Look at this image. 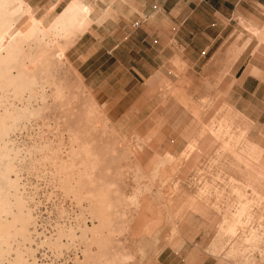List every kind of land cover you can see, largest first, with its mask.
Masks as SVG:
<instances>
[{
    "label": "rangeland",
    "instance_id": "rangeland-1",
    "mask_svg": "<svg viewBox=\"0 0 264 264\" xmlns=\"http://www.w3.org/2000/svg\"><path fill=\"white\" fill-rule=\"evenodd\" d=\"M69 1L8 0L6 10L16 20L17 32L24 30L35 18L43 20L44 26L50 28L54 17ZM133 1L127 0V4L105 22H92L88 30L73 35L64 51L49 58L44 68L46 72L41 65L26 66L28 73H34V69L41 71L35 72L39 83L35 86L38 91L33 90L45 94V101L41 102L39 95L31 100L30 107L35 115L11 128L5 136V144L18 153L13 163L15 172L7 175L13 184L17 182L12 193L20 192L16 196L20 195L22 204H27L25 209L32 221L27 227L26 242L20 237L13 239L11 251L3 254L0 264H19V261L23 264H73L76 248L70 249L75 245L70 235L73 232L78 235L75 229L83 215L79 216L81 211H77L71 198L65 196L47 164L52 162L60 168L67 160L74 135H79L81 141H88V132L103 149L100 157L103 161L100 160L102 164L97 168L99 186L112 189V199L116 201L114 252L131 257L129 262L122 259L120 264H157V257L165 247L181 245L177 226L198 210L208 221L202 243L211 246L220 237L222 251L213 252L217 254L213 257H221V264L231 261L238 264L242 257L249 262L247 264H264V124L256 129L230 106L231 101L228 104L224 92L219 91L222 86L229 88V85L218 83L228 74L230 67L227 66L244 51L248 61H255L260 53L264 54V19L254 18L253 9L244 15L246 18L235 14L228 21L217 16L211 23L210 17L194 20L189 13L183 16L181 28V23L174 20L178 14L176 0H152L146 16L138 12ZM112 2L99 0L94 15L106 11ZM164 2V10L158 12ZM222 7V0H210V10L221 11ZM129 10L138 12L140 18L126 17ZM205 24L210 26L206 28ZM112 32L116 34L111 35ZM212 42L228 45L230 59L227 66L220 69L222 78L210 84L216 70L210 68ZM23 52L29 53L26 48ZM39 73L47 74L40 76ZM11 75L15 78L17 73L13 71ZM41 78L47 79L48 86L44 83V87ZM38 85L43 87L41 91ZM54 85L65 89L63 102L53 98ZM0 95L8 108L12 104L19 107L22 104L14 100L11 93L4 96L0 90ZM28 97L24 95V104ZM220 102L221 106L216 107ZM220 126L230 127L233 138L229 140L226 136L224 140L245 160L237 164L241 170H234L224 159L215 164L216 153L222 150L220 145L211 149L215 156L210 157V141L215 140L214 133ZM256 137L260 138L261 151L251 142ZM150 140L151 145L156 146L161 140H169L172 146L176 141L188 140V143L178 154L161 153L155 146L142 147ZM40 144L46 147L43 154L49 161L40 163L38 157L35 163V156L30 160L28 151ZM60 169L59 174L63 175L65 171ZM194 171L199 174L231 171L230 177L234 178L214 180L211 184L210 181H191L190 186L199 185L192 196L183 195L184 190L172 184L174 180L164 179L165 172L174 175ZM149 184L152 187L148 188ZM233 186L239 190H234ZM137 200L140 205L144 202L143 208L134 203ZM245 205L243 222L235 223L233 232L220 228L224 215L233 219L238 209ZM200 207L204 211H200ZM227 208L231 212H226ZM210 209L220 216L219 222L210 221ZM159 219L161 228L155 222ZM210 223L215 227L210 228ZM250 237L252 240L248 239ZM233 247L239 252L230 254L234 258H229L226 251ZM50 249L55 251L52 253ZM56 250L65 251L57 253Z\"/></svg>",
    "mask_w": 264,
    "mask_h": 264
},
{
    "label": "bare ground",
    "instance_id": "bare-ground-1",
    "mask_svg": "<svg viewBox=\"0 0 264 264\" xmlns=\"http://www.w3.org/2000/svg\"><path fill=\"white\" fill-rule=\"evenodd\" d=\"M7 2L8 0H0V90L3 91L4 96L5 94L11 93L13 95V99L22 104L20 107L15 104H12L8 108L6 105H4V100L3 101L0 100V113H2V116H0V259H2V257L4 256L3 254L11 251L9 247H10V243L11 242L13 243V239L20 237L21 239H24V241L26 242V237L28 233L27 227L32 221L30 213L25 209V207H27L26 206L27 204L26 205L24 204L25 205L24 206L22 204L23 202L19 199V197L21 196L20 195L19 197L16 196V194L20 192L15 194L13 191L12 193V190H15L14 184L16 186L17 182H14L13 184L9 179L10 177L7 178V175L13 173L14 171L13 163L16 162L14 160L17 158L18 153L15 152L14 149L10 148L9 145H7V143L5 144V136L7 135L8 131L11 130V128L16 126L17 123L20 122L21 120L23 119L25 120L26 118L27 119L31 118L35 115L34 112L32 111L33 109H31L30 107L33 99L37 98L36 96L39 95L38 99L40 98L41 102L45 101V94L35 93L36 91H38V89L36 90L35 88V86H37L36 82L39 83V81H37L36 79V73L40 70L35 71L34 69V71L32 70L34 73H28L26 71V66L31 65L34 67L36 66L38 67L39 65H41L42 66L41 68L43 69L47 68L49 58L57 57L56 56L57 53L59 52L61 53L62 51H64L65 47L72 42L73 35H76V33L85 32L88 29V27L92 24V22H95L96 24H101L103 23V21L105 22V20L111 17L113 13L116 12V10L119 9L121 10V8L123 7L122 0H113L112 3H109L107 5L106 11L99 13L98 15H94L95 5L97 0H70L62 7L61 11L54 17L55 18L54 23L50 28L44 26L43 20H39L35 18L30 20L31 22L28 23L27 27L24 28V30L19 31L20 30L19 29L17 32V29L15 28L16 20L6 10ZM132 13L133 10H129L125 15L130 16L132 15ZM91 14L93 17H91ZM25 48L28 50L29 52L28 54H24L23 49ZM61 55L62 54H60V56ZM60 59L61 58H59V60ZM44 70L45 72L47 71V69ZM13 71L17 73V76L15 78H12L11 75ZM42 73H39V75L41 74L40 76H42L43 75ZM46 74H44L43 76H45ZM41 81L43 82V84L44 83H46V85L48 84L46 78H41ZM57 86L54 85V93H53V98L56 100V102L62 101V99L65 96V93L63 91L65 89ZM33 88H35L34 90L36 91H34ZM42 88L40 89V91L42 90ZM25 94L29 95L26 104L23 103V97ZM64 105L66 106L65 103ZM86 135L88 141H81L79 135L77 134L74 135V140H71L69 153L67 154V160L65 164L60 166V168H62L65 171L63 175L59 174L61 169L58 168L56 164L52 162H49L47 164V166L51 168V171L54 175V180L58 181V183L60 182V186L65 196L71 198V201L75 204L77 211H81L82 214L80 215L79 213V216L83 215V217L79 219L80 221L78 220L79 221L78 224L76 223L77 224L76 229L73 227V229L76 230L78 235L74 232L73 234L71 233L70 235L73 238V241L75 240L74 241L75 245L74 247H72L73 245H71L72 248L70 246L69 247L73 251H74L73 248H76L75 250L76 254L74 255L75 257L73 256L74 259H72L73 264H120L122 262V259L125 262H129V259L131 257L129 258L126 255L125 256L119 255L118 253L114 252V248L112 246L113 243L112 237L113 234L115 233L114 212H115L116 201L112 199V195H113L112 189H110L109 187L102 189L99 186L100 181L97 175V168L100 166V164H102V162L100 161L102 160L100 158L102 156V151H103L102 146L95 143L93 134H91V132L86 133ZM214 141L217 142V139H215ZM218 145L219 142L216 146ZM43 150H46V147L42 146L41 144L32 147V149L28 151V156L29 158L31 157L30 160L32 159L33 156H35L36 158V159L34 158L35 163L38 157L40 159L39 161L40 163L41 161L44 162L49 161L48 158L46 157L47 155L43 154ZM222 150L224 152L223 154L229 152L232 153V150L231 148L229 149L228 145H225L222 148ZM21 152L23 153V151ZM216 156L217 158L215 162L218 163L220 156L218 155V153H216ZM22 157L23 156H21V158ZM232 157H233V161H237V164L241 162H245V160L238 157V154L234 153V150L231 158ZM232 167L236 169L238 168L235 165H233ZM150 187H152L151 184H149L148 188ZM164 190L166 191V189ZM16 191H19V189L18 190L16 189ZM148 192L150 193L149 189ZM159 195H160V191L157 190V196ZM145 197H147V195ZM134 203L138 204V206L140 205L139 200L134 201ZM143 204L144 202L142 201L140 207L143 208ZM244 215H245L244 209L238 211V214L233 219L230 216H228V214L227 216L224 215V223L226 224L227 227L226 229L228 233L234 231L235 223L243 222L242 218ZM79 216L76 217L79 218ZM75 220L77 219L75 218ZM86 220L91 222L90 225H88L85 222ZM156 221L157 220H155V222ZM236 227H238V224ZM60 233L61 230L59 231V234ZM68 233L69 232H67V235ZM29 235L30 234H28V236ZM67 235H65V237ZM70 236L68 235L67 238H70ZM62 237L63 236H61V238ZM218 238L220 237H217L216 238L217 240H215V242H213L209 248L211 249L210 252L212 254L208 251L209 255L212 257L215 255L214 253L222 251V247L220 246L221 244ZM248 239L252 240V237ZM52 243L53 242H51V245ZM60 243L63 244L61 242V239H60ZM47 244L50 243L48 242ZM58 245L59 244L57 241L56 247ZM50 247L52 248L53 246ZM5 248L7 249L6 251ZM17 250H19V248ZM238 252L239 249L236 250L235 247H233V248H229V250L226 251V254L229 258H234L230 254L232 253L238 254ZM8 256H7V260H8ZM220 258L221 257H219V259ZM223 260L225 262V259ZM240 263L247 264L249 262L245 261L244 257H242V261H240L239 259L238 264ZM19 264H23V263L19 261ZM229 264H232V261Z\"/></svg>",
    "mask_w": 264,
    "mask_h": 264
},
{
    "label": "crops",
    "instance_id": "crops-1",
    "mask_svg": "<svg viewBox=\"0 0 264 264\" xmlns=\"http://www.w3.org/2000/svg\"><path fill=\"white\" fill-rule=\"evenodd\" d=\"M98 1L99 0H97V2ZM122 2V5L124 7V5L127 4V0H122ZM151 2L152 0H134L132 4L138 10V12L141 13L142 16H146L145 12L148 13L147 11ZM174 2L176 4V10H178V14L176 15L174 20L178 21V23H181V28L183 25V16L189 13L192 19L195 18L201 21L204 18L210 17L211 23V21L217 20V16H221L228 21L232 20L235 14H239L241 18H246L244 15L248 12L249 9H253L255 14L254 18L260 20L264 19V0H222L223 7L221 11L210 10V0H176ZM164 6L165 2L164 5L162 4V8L160 7L158 9V12L163 11ZM247 6H249V8ZM129 9H131V7ZM138 12L132 13L131 17H133V20L140 18V14ZM205 25L206 28L210 26L209 24ZM181 28L180 33L182 34L183 31ZM192 33L195 32H189V34ZM114 34L116 33H111V35ZM228 48L229 47L226 44H216L214 42L210 43V68H216V70L213 71V77L212 79H210V84L217 83L216 78H222L219 75L221 72L220 69L226 67L228 64V59H230V55L227 54L229 51ZM262 51L264 53V49ZM260 54L261 55L257 57L258 59H256L255 61H248L246 51H244L242 54L238 55V57L231 64L227 66L230 67L228 74H226L221 80H218V83L221 85H229V88H224L222 86L221 89H219V91L224 92L228 104L231 101L230 106H232L237 112H239V114H241L246 120L254 124L256 126V129H259V127L261 129V126L264 124V54ZM252 69H254L253 72ZM218 104L220 105L216 107L219 108L221 106V102ZM214 135L215 139H217V142L210 141L209 147L211 158H214L215 156L211 149H217L219 145L221 146V149L225 145H228L230 147V145L227 143V140H224V137L227 136L229 140L233 138V135L230 132V127L228 126H226V128L220 126L219 129L214 133ZM151 142V140L148 142L146 141V144L142 145V147L145 148L155 146L161 149V153L171 152L174 154H178L181 149L186 146L188 140L176 141L177 143L175 142V145L173 146L171 145L172 142H170L169 140H161L159 141V144L157 146L151 145ZM218 142L219 145L216 146ZM251 142H253L260 151L262 150L260 138L256 137ZM174 148H180V150H176ZM223 153V150H221V152H218V155L220 156L218 163L224 159L225 161L229 162V165H235L236 167H238L237 169L233 168L234 170H241V167L239 165H236L237 161H230L233 150L232 153ZM234 153L238 154V157L241 158L239 153H237L236 151H234ZM216 158L217 156H215L214 162ZM231 174V171H211L203 174H199L194 171L182 172L178 174L175 173L174 175H171L170 172H165L164 179L174 180L172 184L179 185L181 190H184L183 195L192 196L199 189V185L194 188L190 186L192 185L190 184L191 181H210L211 184V181L214 180H232L234 177H230ZM218 185L220 186V184ZM233 189L239 190V187L233 186ZM238 194V196H240L239 192ZM200 209V211H204L203 207H200ZM241 209H244L245 212L246 205L238 209V211H241ZM225 211L231 212V209L227 208ZM220 219V216L216 215V213L210 209V221L215 222L216 220L219 222ZM160 221L161 219L157 220L156 222H158L157 226L161 228ZM221 222H223V225H221L220 228H227L226 224L224 223V216L222 217ZM207 223L208 221L199 214V210L198 213H194L189 218L183 220L177 226L179 228V234L182 240L181 245L176 248L169 246L165 247L157 257V264H221L218 259H215L214 257L209 255L208 251L210 252V243H202L203 237L206 236L205 232L206 228L208 227ZM211 227H215V225L210 223V228ZM240 242L241 240H238L239 244Z\"/></svg>",
    "mask_w": 264,
    "mask_h": 264
}]
</instances>
